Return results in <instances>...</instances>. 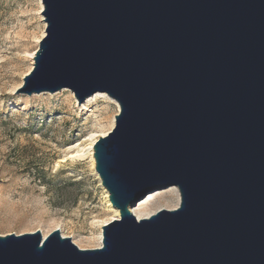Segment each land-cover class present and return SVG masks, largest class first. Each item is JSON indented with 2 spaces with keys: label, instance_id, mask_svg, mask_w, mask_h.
<instances>
[{
  "label": "water",
  "instance_id": "water-1",
  "mask_svg": "<svg viewBox=\"0 0 264 264\" xmlns=\"http://www.w3.org/2000/svg\"><path fill=\"white\" fill-rule=\"evenodd\" d=\"M40 2L17 94L118 104L93 158L119 218L96 249L59 230L0 235V264H264V0ZM171 187L176 209L133 216Z\"/></svg>",
  "mask_w": 264,
  "mask_h": 264
},
{
  "label": "rangeland",
  "instance_id": "rangeland-1",
  "mask_svg": "<svg viewBox=\"0 0 264 264\" xmlns=\"http://www.w3.org/2000/svg\"><path fill=\"white\" fill-rule=\"evenodd\" d=\"M44 30L37 0H0V224L15 226L0 235H20L18 227L35 218L55 219L78 240L96 232L91 220L110 215L88 161L59 162L116 109L102 98L78 104L68 89L17 94Z\"/></svg>",
  "mask_w": 264,
  "mask_h": 264
},
{
  "label": "bare ground",
  "instance_id": "bare-ground-1",
  "mask_svg": "<svg viewBox=\"0 0 264 264\" xmlns=\"http://www.w3.org/2000/svg\"><path fill=\"white\" fill-rule=\"evenodd\" d=\"M38 1V15L40 16L41 22L43 21L41 16V11L43 10V5L41 4L40 0ZM43 26L45 28V23L43 22ZM44 37V31L42 34L35 40L36 44L38 45L40 40ZM36 50L32 54H28V60L31 61L30 67L28 71L33 67V57ZM95 98H102L103 103L105 104H113L116 109V114L119 110L118 104L108 97L106 94L97 93L94 96H90L87 101H91ZM107 108V107H106ZM115 114V115H116ZM114 117H109L108 119H104V122H98L93 130L87 133V135L80 141L68 146L63 151V156L60 159V163H64L66 161H85L87 160L90 166V171L94 173V176L100 182L96 172H95V161L93 158V146L95 145L96 141L102 137L107 136L109 132L114 127ZM58 164V165H59ZM104 204L106 207L107 212L109 213L110 217L106 219H93L89 222L90 229H96V232L90 231L87 237H81L78 240H75L74 237L71 235H65L63 232V224L60 221L55 219H50L48 222L43 223L39 218H35L30 221L26 226L21 227L20 234L23 233H33L35 231H39L42 237H46L50 232L54 230H59L62 237H67L72 240V243L76 245L79 249H96L101 248L102 246V227L109 222L116 220L119 218V212L111 205L109 202L108 193L104 188ZM180 197L178 190L174 187H171L165 191H158L157 193H152L148 195L142 202L138 203L134 206L131 210V213L137 220H141L144 218H148L151 215L155 214L157 211L161 209L165 210H174L179 206ZM1 222V221H0ZM15 228L14 225H10L9 223L5 226L0 224V229L5 231H10Z\"/></svg>",
  "mask_w": 264,
  "mask_h": 264
}]
</instances>
